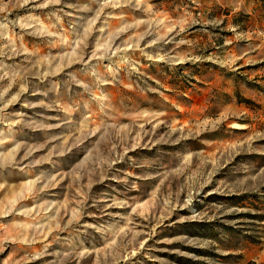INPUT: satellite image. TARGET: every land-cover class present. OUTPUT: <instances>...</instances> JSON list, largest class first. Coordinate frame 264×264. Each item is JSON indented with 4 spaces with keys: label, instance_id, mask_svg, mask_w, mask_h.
Listing matches in <instances>:
<instances>
[{
    "label": "rangeland",
    "instance_id": "obj_1",
    "mask_svg": "<svg viewBox=\"0 0 264 264\" xmlns=\"http://www.w3.org/2000/svg\"><path fill=\"white\" fill-rule=\"evenodd\" d=\"M0 264H264V0H0Z\"/></svg>",
    "mask_w": 264,
    "mask_h": 264
}]
</instances>
